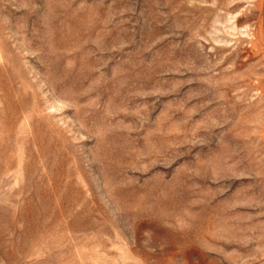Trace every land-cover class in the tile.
<instances>
[{"label": "rangeland", "instance_id": "374dc122", "mask_svg": "<svg viewBox=\"0 0 264 264\" xmlns=\"http://www.w3.org/2000/svg\"><path fill=\"white\" fill-rule=\"evenodd\" d=\"M0 264H264V0H0Z\"/></svg>", "mask_w": 264, "mask_h": 264}]
</instances>
